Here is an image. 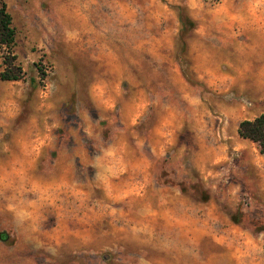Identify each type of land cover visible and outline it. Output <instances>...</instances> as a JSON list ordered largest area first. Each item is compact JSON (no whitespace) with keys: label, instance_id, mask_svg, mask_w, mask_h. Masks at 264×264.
Segmentation results:
<instances>
[{"label":"rangeland","instance_id":"rangeland-1","mask_svg":"<svg viewBox=\"0 0 264 264\" xmlns=\"http://www.w3.org/2000/svg\"><path fill=\"white\" fill-rule=\"evenodd\" d=\"M4 1L0 264H264V0Z\"/></svg>","mask_w":264,"mask_h":264},{"label":"trees","instance_id":"trees-1","mask_svg":"<svg viewBox=\"0 0 264 264\" xmlns=\"http://www.w3.org/2000/svg\"><path fill=\"white\" fill-rule=\"evenodd\" d=\"M182 20V19H181ZM182 22V21H181ZM15 40V29L12 25V16L4 0H0V47L4 48L2 56L3 69L0 71L1 80H20L24 71L16 62V54L12 51ZM40 70V69H39ZM34 82V79H30ZM237 133L240 137L254 142L258 151L264 153V112L252 119H243L238 123Z\"/></svg>","mask_w":264,"mask_h":264},{"label":"crops","instance_id":"crops-1","mask_svg":"<svg viewBox=\"0 0 264 264\" xmlns=\"http://www.w3.org/2000/svg\"><path fill=\"white\" fill-rule=\"evenodd\" d=\"M202 170L204 171V170H207V169H202ZM208 170H209V169H208Z\"/></svg>","mask_w":264,"mask_h":264}]
</instances>
